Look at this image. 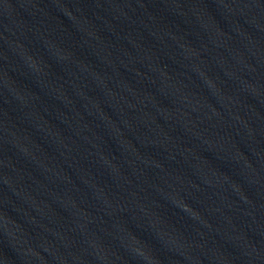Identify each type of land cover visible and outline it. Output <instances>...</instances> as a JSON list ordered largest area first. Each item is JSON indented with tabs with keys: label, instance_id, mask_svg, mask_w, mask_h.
<instances>
[{
	"label": "water",
	"instance_id": "1",
	"mask_svg": "<svg viewBox=\"0 0 264 264\" xmlns=\"http://www.w3.org/2000/svg\"><path fill=\"white\" fill-rule=\"evenodd\" d=\"M0 264H264V0H0Z\"/></svg>",
	"mask_w": 264,
	"mask_h": 264
}]
</instances>
